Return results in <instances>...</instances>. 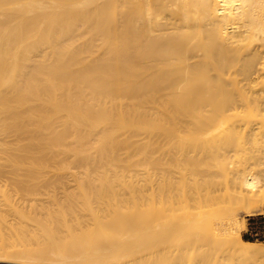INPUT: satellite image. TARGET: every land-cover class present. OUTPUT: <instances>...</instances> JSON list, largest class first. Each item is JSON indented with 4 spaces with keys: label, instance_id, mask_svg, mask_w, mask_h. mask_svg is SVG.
Wrapping results in <instances>:
<instances>
[{
    "label": "bare ground",
    "instance_id": "obj_1",
    "mask_svg": "<svg viewBox=\"0 0 264 264\" xmlns=\"http://www.w3.org/2000/svg\"><path fill=\"white\" fill-rule=\"evenodd\" d=\"M252 37L261 42L254 45ZM261 47L264 0H0V139L14 136L0 142L6 154L0 172L9 164L16 177L61 179L60 201L47 198L44 188L47 199L37 193L30 203L55 205L59 230L89 244L83 251L93 261L156 264L158 253L168 251L171 264H264V242L244 239L233 212L264 203V176L255 164L229 166L246 149L243 142L264 135L263 125L244 126V116L234 121L244 130L240 137L221 132L233 109L240 117L264 108ZM232 78L242 84L233 86ZM143 85L152 92L142 94ZM154 91L161 105L129 111L146 108ZM136 96L138 103L127 101ZM143 148L166 183L163 190L171 163L187 170L174 192L169 186L171 197L144 208L119 177L130 170L149 174L150 166L139 167L144 160L126 159ZM227 170L233 175L229 200V186L216 179ZM49 209L46 227L56 224Z\"/></svg>",
    "mask_w": 264,
    "mask_h": 264
},
{
    "label": "rangeland",
    "instance_id": "obj_2",
    "mask_svg": "<svg viewBox=\"0 0 264 264\" xmlns=\"http://www.w3.org/2000/svg\"><path fill=\"white\" fill-rule=\"evenodd\" d=\"M95 29H93V31H94ZM251 41H252V43L255 45V44H257V43H260L261 42V40H258V39H256L255 37H252V39H251ZM255 41V42H254ZM260 41V42H259ZM262 49H264V47H261ZM263 52H264V50H263ZM259 62H260V66H264V53L261 55V57H259ZM261 59H262V61H261ZM264 77H262L261 78V85L262 86H264ZM231 83L233 84V86H238V85H240V84H242V83H239L235 78H232L231 79ZM129 84V83H128ZM130 84H132V82L130 81ZM152 87L151 86H145L144 87V85L141 87V89H140V91H141V93L142 94H144V93H147L148 91L149 92H152ZM141 93H140V95H141ZM153 94H155V95H157L156 93H155V91L153 92ZM145 95V94H144ZM261 95H262V97L264 98V92H262L261 93ZM244 96V94L243 95H241V97H243ZM233 97H236V98H240V96H238L237 94L236 95H233ZM134 98H136V99H132V98H128L127 99V101L129 102V101H132V103H138L139 102V99H138V97L136 96V97H134ZM161 98H162V96H152V97H148L147 98V100H146V108H144V107H139V106H136V107H134V108H132V109H130L129 111L130 112H133V111H135V112H140V111H150L151 110V106H153V105H161V103H160V101H161ZM262 106H264V101H263V105ZM235 109H233L232 110V112H231V114H232V117H231V121L225 126V129H224V131H221V132H223V135L225 136V135H227V136H229L230 138H232V137H234V136H241L242 134H243V132H244V130L241 128L242 126H234V124H235V122L234 121H236L237 119H239V120H241L244 116H246L245 117V121H244V126H246L247 125V123H249V124H251V125H263V130H264V108H262L261 110H259V109H254L253 111H251V112H249L247 115H242V116H240V117H238L235 113H236V111H234ZM231 124V125H230ZM233 125V126H232ZM226 127H228L227 129H226ZM239 127H240V130H239ZM235 128V129H234ZM238 128V129H237ZM231 129V130H230ZM237 130V131H236ZM242 130V131H241ZM241 132V133H240ZM237 134V135H236ZM14 136L12 135V137H11V135H8V137H6V139H0V142H9V141H12V139H14L13 138ZM8 138V139H7ZM11 138V139H10ZM135 138H139L138 136H136ZM164 142V140H162L161 142H160V144H162ZM238 142V141H237ZM254 142H255V144H254ZM6 143V144H7ZM245 147H246V149L244 150V152L243 153H240L241 154V156H238V158H235L236 160H233L234 161V163H229V166H231V167H233V168H237V167H239L240 166V168L245 164V165H248V164H251V165H254L255 164V171L257 172V174H258V176H259V178H262L263 176H264V157L262 156V157H260V155H259V152H260V150H261V152H263L264 153V135H261V137L260 138H258V139H255V140H253V141H251L250 143H245V142H243L242 143ZM5 145V144H4ZM153 146H158V144L157 143H155V144H153ZM175 146H177V145H175ZM242 146V145H241ZM249 148H248V147ZM251 146V147H250ZM261 146H263L262 148H261ZM244 148V147H243ZM261 148V149H260ZM147 149H148V147H147ZM147 149L146 148H143V149H137L138 151H136V152H133L132 154H131V156H129V157H126V159H134V160H137V159H139L140 158V160H144L143 162H141V165L139 166V167H141L142 165H145V166H147V167H151L150 168V172H149V174H147V175H145V174H143V175H141V174H139V175H136L135 173H129V172H133L132 170H130V171H128L127 173H125L124 175H121V176H119L120 177V181H122L123 182V184L125 185L124 186V188L123 189H129V190H127V191H131L132 193H135V195H138V197L140 198V200L144 203V206H143V208L144 207H147L146 205H147V203L149 202V203H151L153 200H155V203H157V204H159V202H160V200H161V198H164V199H167V198H169V197H171V190H172V192H174V189H176V187L179 185V183L181 182V180H183V178L187 175V170H186V167H185V165L183 164H178V165H176L175 163L173 164V163H171V174L172 175H169V176H166V182H168V181H170L169 182V184L167 185V186H165V189L166 190H163V187H164V185L166 184V183H162V182H160L161 181V179H160V175L159 174H155V169L150 165V163L149 162H147V161H150V157H151V154H148V155H146V153H147ZM257 151H256V150ZM251 150H253V151H251ZM122 151H124V150H122ZM254 152V153H253ZM257 152V153H256ZM260 152V153H261ZM2 153L3 154H1V151H0V154H1V156H0V159H2V160H0V161H3V159L5 160L6 159V154H5V152L2 150ZM150 153V152H149ZM256 153V154H255ZM262 153V154H263ZM253 154V155H252ZM3 155H5V157L3 156ZM255 155H257V156H255ZM244 156V157H243ZM1 157H3V158H1ZM249 157H250V159H249ZM251 157H252V159H251ZM243 158V159H242ZM147 160V161H146ZM246 160V161H245ZM146 161V162H145ZM247 161H249V163L247 162ZM263 162V163H262ZM1 163V162H0ZM241 163V164H240ZM7 166V167H6ZM10 165L9 164H5V166H4V168H6V169H4L3 168V170H5V172L3 171H1L0 173L2 174V175H0V191H2V192H4V194L6 195V196H4V194L2 193V194H0V195H2V196H0V198L2 199V198H5V197H9L8 199H3V200H1L0 199V209H1V211H3V212H1L0 211V219H3V220H0V228H1V232H0V234H1V238H0V245H3V246H0V264H6V263H8V264H59V262H60V264H73V263H75V264H109V262H111L112 260L111 259H108L107 257H102L101 258V260L99 259H95V261H93V260H91L90 258H88V257H86L84 254V251H83V248H84V246H87L88 245V247L90 246L89 244H86V242L85 241H79V240H72L71 238H69V237H67L66 235H65V233L62 231V230H59V227L57 226V223H56V220H54V218H52V217H54L55 216V219H56V216H57V212H56V209L55 210H53L54 209V207H55V205H52L53 207H51V204H48V205H46L47 207L50 205V207H48V209L46 208V207H41L40 205H34V203H30L31 202V200L32 199H34V197H36V196H34V195H37V193H38V197L40 196H44L45 197V195L46 194H48V193H50L49 195H46L47 196V198L49 197V196H51V199H57V197L59 196V198H58V200L60 201L61 200V198L63 197V196H61L62 194V188L61 187H59V186H62L63 184H61V183H58L59 181L61 182V179H59L58 177L57 178H55V179H53L54 177H56V176H54L53 174H49L47 177H46V175L45 174H43V178L44 177H46L47 179L49 178L50 179V181L49 180H47V181H49V182H47V183H45L46 181H44L45 179H43L42 178V176H38L37 178H33V177H31V176H29V175H27L25 172H23V173H19V175H21V176H23V177H25L26 178V176H27V178L25 179V178H23V177H21V176H18V177H16L13 173H12V169H10ZM136 167L138 168V164L136 165ZM12 168V167H11ZM9 169V170H8ZM229 169H231L230 167H229ZM233 170H236V169H233ZM229 170H227V172L225 173V174H223V175H220V177L219 176H217L216 177V179L217 180H219L220 181V183L224 186V188H226L227 186H229V188H228V192H229V194H228V192H227V194L225 195V199H227V200H229L228 198H229V195L231 194V192H232V190L233 189H230V186L233 184V175H232V173L231 172H229ZM5 173V174H4ZM9 173V174H8ZM52 173V172H51ZM23 174V175H22ZM26 174V175H25ZM130 174H132V175H130ZM8 175V176H7ZM13 176L12 178L10 177V176ZM52 177H51V176ZM5 176V177H4ZM15 176V177H14ZM132 176V177H131ZM10 177V178H9ZM2 178H4V179H2ZM16 178H20V181L18 180V179H16ZM31 180H29V179ZM39 178H41V180L39 179ZM53 180H55L56 181V183H55V181H52L51 182V180L52 179ZM24 179V180H23ZM57 179H58V181H57ZM21 180H23V181H21ZM28 180V181H27ZM38 180L40 181V183L38 182ZM63 180V179H62ZM35 181V182H34ZM37 181V182H36ZM5 182V183H4ZM14 182V183H13ZM29 182V183H28ZM63 182H64V180H63ZM66 182V181H65ZM135 182H137V183H135ZM16 183V184H15ZM19 183V184H18ZM28 183V184H27ZM41 183L42 184H44V187H42L43 185H41ZM56 184V186L54 185V184ZM57 183L58 184H61V185H57ZM68 183V182H67ZM67 183H65V184H67ZM18 184V185H17ZM38 184L40 185V186H38ZM45 184H47L49 187H47V185H45ZM51 184H53V186L54 187H51L52 185ZM34 185V186H33ZM114 185L115 186H118V184H117V182H115L114 183ZM133 185V186H132ZM171 185V190H170V186ZM28 186V187H27ZM30 186V187H29ZM46 186V187H45ZM59 188H61V189H59ZM28 189H27V188ZM32 187V188H31ZM34 187H36V188H34ZM55 187H56V189H55ZM6 188V189H5ZM10 188V189H9ZM40 188V189H39ZM48 189L47 190V192L45 191V190H43V189ZM7 189H9V190H7ZM37 189V190H36ZM49 189H51V192H50V190ZM54 189V190H53ZM7 192H6V191ZM35 190V191H34ZM40 190H41V192H40ZM53 190V191H52ZM61 190V191H60ZM56 191H57V193H59V195L56 193ZM181 191H183V188L181 189ZM9 192H10V194H9ZM12 192V193H11ZM30 192V193H29ZM31 192L32 193H34V194H31ZM43 192V193H42ZM44 192L46 193V194H44ZM55 192V194H53V193ZM1 193V192H0ZM42 193V194H44V195H40V194ZM222 193H224L225 194V189L222 191ZM30 194V195H29ZM53 195H55L56 197L54 198L53 197ZM4 196V197H3ZM32 196V197H31ZM61 196V197H60ZM22 197H23V199H22ZM24 197H26L27 199L25 200V198ZM11 198V199H10ZM13 198V199H12ZM46 197H45V199H47ZM50 198V197H49ZM11 201H10V200ZM153 199V200H152ZM24 200V201H23ZM28 200V201H27ZM4 202V203H2V202ZM8 201H10V203H13V207L14 208H12V204H10V206H7L9 203H8ZM21 202V203H20ZM29 202V203H28ZM8 203V204H7ZM28 203V204H27ZM6 204V205H5ZM33 204V205H32ZM25 205H27V207L25 206ZM4 206V207H3ZM7 206V207H6ZM33 206V207H32ZM263 206H264V203L263 204H260L257 208L255 207L251 212H247L245 209H244V207H236L235 208V210L233 211L234 212V214H235V216H234V218L237 220V223H238V225L240 226V228H241V234H242V237L244 238V239H247V240H253V241H257V242H264V239H258V240H256V239H251V238H249V237H247L246 235H247V224H248V216L249 215H251L252 213H254V212H258V211H260V210H262V208H263ZM6 207V208H5ZM8 207H9V209H8ZM38 207V208H37ZM39 207H40V210H38L39 209ZM31 208V209H30ZM37 208V209H36ZM49 208H51L54 212H55V214L53 213V211L51 210V213H50V215H52L51 216V218L54 220V223H56L55 224V226L54 225H52V226H48V227H46V225L44 226V225H42V224H44V218H45V215H46V211H48V210H50ZM55 208H57V207H55ZM3 209V210H2ZM14 209V210H13ZM22 209V210H21ZM23 209H26V210H23ZM43 209L45 210V211H43ZM47 209V210H46ZM9 210H10V213H9ZM11 210H12V212H11ZM18 210H20V212H18ZM28 210H30V212L28 211ZM38 210V211H37ZM42 210V213L41 212H39V211H41ZM27 211V212H26ZM14 212V213H13ZM16 212V213H15ZM40 214H39V213ZM5 213V214H4ZM23 213H24V215H26V216H24L23 215ZM26 213V214H25ZM29 213V214H28ZM33 213H34V215H33ZM37 213V214H36ZM43 213H45V214H43ZM41 214H43V215H41ZM9 215V216H8ZM30 215V216H29ZM37 216V217H36ZM14 217L15 218H19V221L17 220V219H14ZM27 217H29V218H27ZM39 217V218H38ZM6 218V219H5ZM10 218V219H9ZM11 218H12V220H11ZM25 218H27L25 221H24V219ZM31 218V220H32V223H36V224H40V227L38 226V225H33L32 223H31V221L29 220ZM9 219V220H8ZM36 219V220H35ZM42 219V220H41ZM14 220V221H13ZM16 220V221H15ZM20 220H21V222H20ZM34 220V221H33ZM40 220H41V222H40ZM9 221V222H8ZM20 222L21 224H22V226H21V224L20 223H18V222ZM43 221V222H42ZM243 222V223H242ZM11 223H13L14 224V227L13 228H16V229H18L17 231H18V233H17V231H16V229L15 230H12V232L14 231H16L15 232V234H11L10 235V233H12V232H10L9 233V230H11V228H12V226H13V224H11ZM18 223V224H17ZM3 224H5V225H3ZM10 224V225H9ZM20 224V225H19ZM24 224V225H23ZM29 224V225H28ZM31 224H32V226H31ZM42 225V226H41ZM8 226V227H7ZM10 226V227H9ZM21 226V227H20ZM28 226V227H27ZM29 226H31V227H29ZM37 226L39 227V228H37ZM54 226V228H51V227H53ZM5 227V228H4ZM7 227V228H6ZM22 227H23V229H22ZM29 228H31V229H29ZM44 228V229H43ZM47 228V229H46ZM53 230V231H51V229ZM6 229V230H5ZM26 229V230H25ZM37 229V230H36ZM42 231H41V230ZM49 229V230H48ZM56 229V230H55ZM8 230V231H7ZM19 230H20V232H19ZM29 230H30V233L33 235H31V234H29L28 232H29ZM35 230V231H34ZM44 230H46V232H47V234L49 235V237H48V235L46 234V232L44 231ZM55 230V231H54ZM165 229H164V227H159V231L158 232H160V234H162L163 233V231H164ZM32 231V232H31ZM38 231V232H37ZM41 231V232H40ZM50 231V232H49ZM3 232V233H2ZM6 232V233H5ZM13 232V233H14ZM23 232H24V234H25V236H24V234H23ZM9 234V235H7L6 236V234ZM35 233V234H34ZM37 233V234H36ZM39 233V234H38ZM42 233V234H41ZM52 233H54V234H52ZM5 234V235H4ZM19 235V237H17L18 235ZM42 236H41V235ZM5 236V238H4V236ZM13 235L15 236L14 238L16 239H13L12 237H13ZM23 235V236H22ZM31 235V236H30ZM37 235V236H36ZM39 235V236H38ZM47 235V236H46ZM56 235H58V237L59 238H57V236ZM62 235V236H61ZM64 235V236H63ZM20 236H21V239H20ZM41 236V237H40ZM6 237H7V239H6ZM37 237V238H36ZM44 237V238H43ZM10 238V239H9ZM22 238H23V240H22ZM34 238H36V239H34ZM40 238H41V240H40ZM47 238V239H46ZM170 238V237H169ZM168 238V239H169ZM5 241H4V240ZM12 239V240H11ZM35 241H34V240ZM38 239H39V241H41L40 242V246H39V248H37V245H35L36 244V242L38 243ZM49 239V240H48ZM51 239V240H50ZM55 239H56V241H55ZM58 239V240H57ZM2 240V241H1ZM9 240H11V241H9ZM22 242H21V241ZM34 241V245H33V242L32 241ZM48 240V242H50V243H46L45 244V241H47ZM5 243H4V242ZM8 241V242H7ZM14 241H15V243H14ZM18 241H19V243H18ZM24 241H25V243H24ZM26 241H28V242H26ZM51 241H52V243H51ZM2 242V243H1ZM8 244H7V243ZM12 242V243H11ZM55 244H59V245H54V243ZM58 242V243H57ZM66 242V243H65ZM23 245H22V244ZM5 244H7V245H5ZM31 244L33 245V246H31ZM48 244V247L50 248V250H49V248H45V245H47ZM52 244H53V247H51L52 246ZM19 245H21V246H19ZM25 245V246H24ZM38 245H39V243H38ZM16 246V247H15ZM20 247V249L22 250H18L19 248H17V247ZM27 246H28V248H27ZM34 247V246H36L35 248V250H34V248H31L33 251H31L30 252V247ZM7 247H9V248H7ZM25 247V249H29L28 251H26L25 249H23ZM47 247V246H46ZM55 247H57V249L55 248ZM59 247H60V249H59ZM4 248H7L6 250H10L9 251V253H7L8 251H5V250H3ZM17 248V249H16ZM42 248V249H41ZM53 248V249H52ZM2 249V250H1ZM13 249V250H12ZM14 249H16V250H14ZM55 249V250H54ZM61 249H62V253H60L59 254V252H61ZM38 250V251H37ZM43 250V251H42ZM2 251H4V252H6V253H4V252H2ZM15 251V252H14ZM18 251H21V253L20 252H18ZM34 252V253H33ZM40 253V254H45L43 257H41L40 258V256L41 255H38L37 254V256H36V253ZM45 252H47V253H45ZM12 253V254H11ZM27 253V254H26ZM30 253H32V254H30ZM65 253H66V255H65ZM6 254H8L7 256H4V255H6ZM21 254V255H20ZM28 254H29V256H28ZM49 254V255H48ZM51 254V255H50ZM25 255V256H24ZM32 255H33V257H35V258H33L32 257ZM48 255V256H47ZM60 255H62V256H60ZM18 256V257H17ZM53 256H55L54 258H53ZM58 256H60V257H58ZM68 258H67V257ZM30 257H32V258H30ZM51 257V258H50ZM2 258V259H1ZM8 260H7V259ZM47 258H48V260H47ZM15 259V260H14ZM33 259V260H32ZM36 259V260H35ZM47 261H46V260ZM49 259H51V262H49ZM64 259V260H63ZM66 259V260H65ZM102 259H105V261H103ZM4 260V261H3ZM37 260H38V262H37ZM42 260H44L42 263H40V261ZM54 260V261H53ZM107 260V261H106ZM20 261V262H19ZM31 261V262H30ZM33 261V262H32ZM69 261V262H68ZM73 262V263H71V262ZM101 261V262H100ZM114 261V260H113ZM157 263L156 264H171V253H169L168 251H166V252H164V251H162V252H160V253H158V255H157ZM4 262V263H3ZM47 262H49V263H47ZM63 262V263H62ZM116 262V261H115ZM115 262H111L112 264H116Z\"/></svg>",
    "mask_w": 264,
    "mask_h": 264
},
{
    "label": "built area",
    "instance_id": "obj_3",
    "mask_svg": "<svg viewBox=\"0 0 264 264\" xmlns=\"http://www.w3.org/2000/svg\"><path fill=\"white\" fill-rule=\"evenodd\" d=\"M247 237L251 239H264V206L262 210L248 216Z\"/></svg>",
    "mask_w": 264,
    "mask_h": 264
}]
</instances>
